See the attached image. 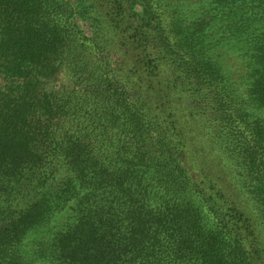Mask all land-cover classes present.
Listing matches in <instances>:
<instances>
[{
    "label": "trees",
    "instance_id": "16d2710c",
    "mask_svg": "<svg viewBox=\"0 0 264 264\" xmlns=\"http://www.w3.org/2000/svg\"><path fill=\"white\" fill-rule=\"evenodd\" d=\"M0 264H264V0H0Z\"/></svg>",
    "mask_w": 264,
    "mask_h": 264
},
{
    "label": "rangeland",
    "instance_id": "374dc122",
    "mask_svg": "<svg viewBox=\"0 0 264 264\" xmlns=\"http://www.w3.org/2000/svg\"><path fill=\"white\" fill-rule=\"evenodd\" d=\"M80 22H81V25H82V28H83L84 32L87 35H90V28L85 23H83L82 21H80ZM231 64H234V62L232 61ZM237 71L239 72V69Z\"/></svg>",
    "mask_w": 264,
    "mask_h": 264
}]
</instances>
